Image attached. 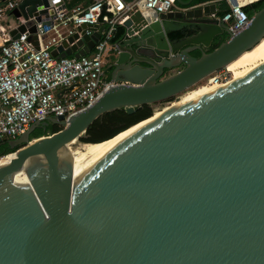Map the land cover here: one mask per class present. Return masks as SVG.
<instances>
[{"label":"water","instance_id":"1","mask_svg":"<svg viewBox=\"0 0 264 264\" xmlns=\"http://www.w3.org/2000/svg\"><path fill=\"white\" fill-rule=\"evenodd\" d=\"M51 1L19 0L9 36L27 32L37 46ZM191 2L149 20L133 12L105 69L114 83L67 120L45 119L57 131L31 137L40 120L7 140L25 183L0 169V264H264V62L149 123L73 187L66 145L100 115L167 100L264 36V6L231 34L213 0ZM102 27L60 55L89 53Z\"/></svg>","mask_w":264,"mask_h":264},{"label":"built area","instance_id":"2","mask_svg":"<svg viewBox=\"0 0 264 264\" xmlns=\"http://www.w3.org/2000/svg\"><path fill=\"white\" fill-rule=\"evenodd\" d=\"M18 1L0 2L1 139L15 138L30 124L48 117L62 116L67 120L91 105L114 83L104 66L108 52L116 51L111 37L117 25L136 10L149 20L161 12L180 9L176 0H93L86 6H68L65 0H52L46 6L47 12L40 14L41 20L35 21L36 46L27 39V32L12 39L9 30L14 25L3 23ZM225 1L228 9L221 15L217 12L211 15L233 34L250 23L251 16L243 7L258 0H235V4L234 0ZM42 19L49 22L43 23ZM93 24L103 27L89 53L78 57L73 52L60 55L67 47L76 45L84 34L90 35ZM84 45L85 42L77 45V50ZM54 49L57 55L52 54ZM227 81L225 78L224 82Z\"/></svg>","mask_w":264,"mask_h":264},{"label":"bare ground","instance_id":"3","mask_svg":"<svg viewBox=\"0 0 264 264\" xmlns=\"http://www.w3.org/2000/svg\"><path fill=\"white\" fill-rule=\"evenodd\" d=\"M264 36L260 39L262 40ZM259 40V41H260ZM259 41L257 43H259ZM256 43V44H257ZM255 44V45H256ZM254 45V46H255ZM251 48L240 53L236 58L242 55L244 52L249 51ZM235 58V59H236ZM235 59L228 62L226 65L233 62ZM264 62V58L255 62L254 64L247 66L239 71H236L230 79H237L245 76L251 69L257 67L261 63ZM225 65V66H226ZM222 83L218 82L210 87L203 89H196L186 93L179 95L174 101L168 102L159 108L155 109L152 115L149 117L129 126L128 128L118 132L112 137L96 141V142H82L80 148L73 149L70 144L75 140L66 145V148L70 150L72 158H73V187L78 185L81 180L90 173V171L103 159L107 158L111 153H113L117 147H119L123 142L129 139L134 135L137 131L146 127L149 123L154 120L163 117L164 115L183 107L192 101L206 95L214 89L220 87ZM183 92V91H182ZM181 92H178L174 95H177ZM19 149L13 152H9L8 157L2 156L0 157V169H2L7 174H16L19 180L22 183H25V180L19 174L18 171L23 169V164L20 160H18ZM1 156V155H0Z\"/></svg>","mask_w":264,"mask_h":264},{"label":"trees","instance_id":"4","mask_svg":"<svg viewBox=\"0 0 264 264\" xmlns=\"http://www.w3.org/2000/svg\"><path fill=\"white\" fill-rule=\"evenodd\" d=\"M78 1L80 0H67V4L68 6H71L75 2H78ZM206 1L208 0H192L191 4H196L200 2H206ZM218 1L221 2L222 8L218 10L217 13L221 15L223 14L224 11L228 9V4L226 3L225 0H218ZM263 6H264V0H258V1L245 5L243 9L249 16H251L254 12L259 10ZM123 33H124L123 27L121 25H117L116 30L114 31L113 36L111 37V42L115 43L118 40H120L123 36ZM169 36L171 38H177V37L182 36V34L178 31H175V32L170 33ZM226 38H227L226 33L216 36L206 51H211L216 46H218L222 41H224ZM263 43H264V38L255 45V48L253 50L261 47ZM247 53L248 51L244 52L242 55L236 58L232 63L234 64L240 60H243L244 58H246V56L249 57L250 54L249 53L247 54ZM192 54L198 57L200 56L201 51L194 50ZM263 58H264V48L254 53L253 58L249 59L251 61L250 62L248 61V66L254 64L255 62H258L259 60ZM149 115H151V109L149 105L147 104L142 105L140 108H138L132 113H128L124 107H120L112 111L105 112L89 125V127L86 130L85 137L80 136L79 139L86 141V142H96V141L106 139L112 136L113 134H115L116 132H118L119 130H122L123 128L136 122L137 120L145 118ZM61 127L62 126L55 124L49 120H43L42 122L39 123V125H36V127L31 132L30 136L36 137L40 135H45V134L57 131ZM3 140H4L3 142H0V155H4L3 153L7 154V152L13 150L10 148L7 142L8 139H3Z\"/></svg>","mask_w":264,"mask_h":264},{"label":"rangeland","instance_id":"5","mask_svg":"<svg viewBox=\"0 0 264 264\" xmlns=\"http://www.w3.org/2000/svg\"><path fill=\"white\" fill-rule=\"evenodd\" d=\"M255 48V46L250 49L248 51V53L250 54L249 57L246 56V58H244L243 60H240L236 63H230L214 72H212L211 74H209L208 76L202 78L201 80H199L197 83H195L194 85L190 86L189 88H187L186 90H184L183 92L177 94V95H173L171 96L170 98H168L167 100H163V101H158V102H155V103H152L149 105L150 109H151V115L152 113L154 112L155 109L159 108L160 106L168 103V102H171V101H174L179 95L183 94V93H186V92H189V91H192V90H196V89H203V88H207V87H210L218 82L220 83H224L225 81V78H227L228 80H230V76H232L236 71H239L240 69L248 66V61L250 62L251 60L249 59H252L253 58V55L254 53L262 50L264 48V43L262 44L261 47L253 50ZM247 53V54H248ZM106 59L111 61L113 59V53L112 52H108L107 56H106ZM173 70H170L167 72V74L169 73H172ZM82 137H85V134L82 135ZM82 142H86V141H83L79 138H77L73 143L70 144L71 148L73 149H76V148H80L81 146V143ZM2 156H6L8 157V154H4V155H1L0 157Z\"/></svg>","mask_w":264,"mask_h":264},{"label":"crops","instance_id":"6","mask_svg":"<svg viewBox=\"0 0 264 264\" xmlns=\"http://www.w3.org/2000/svg\"><path fill=\"white\" fill-rule=\"evenodd\" d=\"M67 2V0H65ZM93 0H80L78 2H75L73 5H76V4H82L83 6H86L87 4H89L90 2H92ZM69 2V1H68ZM213 2H215L216 4V11L220 10L222 8V4L221 2H219L218 0H213ZM72 5V6H73ZM10 23V25H15L16 24V20L13 19V16L12 15H8L5 17V19L3 20V23ZM109 52H112L114 53L113 55H115L116 51H109ZM107 63H109V60H105V69H106V66H107ZM174 71L178 70V69H172ZM107 73V72H106Z\"/></svg>","mask_w":264,"mask_h":264},{"label":"flooded vegetation","instance_id":"7","mask_svg":"<svg viewBox=\"0 0 264 264\" xmlns=\"http://www.w3.org/2000/svg\"><path fill=\"white\" fill-rule=\"evenodd\" d=\"M175 96V95H174ZM39 125V124H38Z\"/></svg>","mask_w":264,"mask_h":264}]
</instances>
